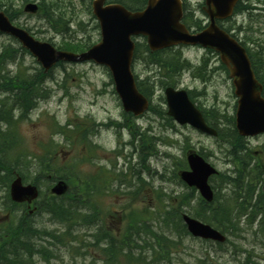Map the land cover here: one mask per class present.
Here are the masks:
<instances>
[{
    "label": "rangeland",
    "instance_id": "374dc122",
    "mask_svg": "<svg viewBox=\"0 0 264 264\" xmlns=\"http://www.w3.org/2000/svg\"><path fill=\"white\" fill-rule=\"evenodd\" d=\"M243 1V5H250L256 11H245L236 15L223 26L245 43L248 49L253 50L254 48V51H257L250 44L252 41L250 38L253 36L252 30L258 32L259 35L264 32V12L263 15L258 16V10L262 9L264 0ZM27 3L38 4L42 8L41 12L37 15L24 13L23 8ZM48 5L53 8L52 11ZM202 5L203 0H185L184 9L190 21L201 20L205 24L206 17L201 11ZM47 9L50 10L52 17L63 16L65 20H68L71 39L86 43L89 47L99 41V27L91 15L88 2L84 3L82 0H0V10L6 12L9 10L14 25L28 29L37 40L52 43L57 47L64 38L55 33L43 20ZM190 29L194 30L192 27ZM257 36V34L254 35L255 38ZM135 42L139 44L140 51L139 58L133 65L134 74L139 81L143 82L141 83L143 88L153 84L150 99L152 106L155 107V111L145 113L140 118L131 121V124L138 128L139 133L143 134V142L141 143L140 138L137 137L136 142L127 145L131 140L127 129L117 130L111 127V132L107 131V133L102 130L104 127L100 125L108 121L119 123L123 121L121 104L114 93L111 77L104 67L93 63L62 64L54 68L43 80L37 78L42 84L37 88V95L35 94L32 98L37 101L35 110L21 119H17L19 111L14 110L13 120H17L14 122L12 134L0 137V143L6 141V144L10 145L11 140L14 143L13 148L10 147L0 154L2 160L16 158L20 152L22 155L17 163L5 165L7 169L12 170V174L3 181L0 180V229L7 225H16L22 218L30 222L31 230L35 232L27 234L25 240L31 246H36L37 251L43 252L35 253L26 262L32 261L33 264H82L83 262L88 263L92 258L97 260V264H101L100 259L103 260V256L98 252L97 246L92 243L95 242L96 237L104 240L102 239L103 230L109 233L106 238L107 242L111 238L121 239V252L124 251L127 257H136L138 261L137 256L140 255L144 261L139 264H150L156 258L154 250L152 248L138 250L136 246L153 241L152 247L155 250L160 248L156 246V240L152 238V235L145 233V226L153 235L159 234L161 238L170 240L167 243L172 248L168 259L162 258L160 262L153 264H244L247 259H250L251 264H264V230L262 231L263 228H261L264 208L260 204H257V207L263 211L257 215V220L253 219L250 209L245 215L232 213L230 219L233 220L234 225L236 224V228L228 231L226 234L228 242L224 246L187 236L178 227V222L174 221L176 219L174 215L178 210L172 215L167 212L168 207L171 211L175 208L172 204L175 201L180 204L178 215L185 212L189 216H194L196 213L194 210L198 209L196 205L199 199L198 194L195 191L189 192L175 179L178 171L186 167L185 155L189 150L202 154L220 174L218 179H210V186L218 197L212 205L219 207L222 204V207L227 209V202L230 199L235 206L244 210V205L237 204V187L226 181L232 175L242 180L241 174L249 171V168L251 170L254 161L244 156L249 149L262 151L261 162L264 163V135L246 139L247 143H235L233 147L230 146L229 140L226 141V147L234 152L236 161L238 159V165L234 169V164L228 163L229 158L226 155L225 146L221 145L218 139L202 135L188 126H177L172 121L169 124L165 115V105L162 102L163 92L155 81L159 71L146 62L144 39L136 38ZM15 45L16 43H13L8 36L0 35V48L18 47ZM177 49L174 51H180L181 57L193 68L203 63H206L207 67L206 70H202L201 77L192 75L193 68L183 70L177 78L176 88L189 91L196 104L206 111L210 121L229 132L224 121L234 114L236 99L230 80L220 69L218 56L197 47H178ZM253 64L264 84V50L253 55ZM17 68H20L19 74L23 76L31 77L38 75V72L41 73L35 59L22 52L17 55L14 64L6 66V71H0V80L15 76L18 73ZM196 74H198L197 71ZM6 96L9 95L0 93V102L6 101L11 105L9 99L5 100ZM4 112L6 111L0 106V120L6 115ZM127 123L130 125L129 120ZM66 124L70 125L67 129H71L76 124V129L80 131L77 134L82 139L81 141L88 142L89 145L79 143L75 132L66 129L63 130L65 135L56 132L58 128ZM5 130L6 125L0 123V132ZM91 146L93 149L89 151ZM139 146L144 149L141 155H146L144 162L146 168L141 162ZM49 147L51 151L56 150V154L51 155L54 165L56 164L57 168L60 167L62 173L68 178L72 179V175L69 174L72 170L77 171L79 178L87 179L86 182H88L93 173L101 172L102 167L109 170L112 177L101 195H92V203L99 204L97 209L102 211L98 213L94 226H85L83 222L77 221V224L70 227L71 235L67 238L70 242L67 245L52 246L51 238H44L45 233L51 231L57 234L63 233L64 227L69 226V224L63 225L53 220L48 213L44 212L47 205L45 202L50 199L49 188L53 181L50 172H38L35 168L39 158ZM27 166L30 168L27 174L19 169ZM261 169L264 171L262 165ZM16 171H21L25 176H21L24 183H31L35 175L39 177L40 197L36 202L37 212L28 214L27 209L14 206L8 201L9 184L13 179V174L18 173ZM3 172L4 170H0V176L5 174ZM117 174H121V179H116ZM224 182L227 184L225 185ZM243 185L246 194H250L251 191L255 192L259 188V184L255 189L251 182L247 183V180H244ZM79 186L77 185V188ZM232 187L237 192L233 193L229 190ZM182 195L190 196L182 197ZM84 202L81 203L84 204ZM186 204L190 207L184 206ZM85 208L80 211L83 212ZM89 210L92 209L89 207ZM206 214L208 219L213 218L214 211L207 207ZM236 216L238 218L235 222ZM177 231L181 233V237ZM168 246L163 250H168ZM3 247H10L8 252L3 253L7 254V259L16 263L25 259L23 252H20L23 254L20 259L14 257L12 247L5 241ZM223 249L227 250L222 251ZM46 256L52 257L49 263L44 259ZM107 259L112 264H128V259L122 256L104 258V260Z\"/></svg>",
    "mask_w": 264,
    "mask_h": 264
},
{
    "label": "water",
    "instance_id": "95a60500",
    "mask_svg": "<svg viewBox=\"0 0 264 264\" xmlns=\"http://www.w3.org/2000/svg\"><path fill=\"white\" fill-rule=\"evenodd\" d=\"M238 1L205 0L203 10L209 18V24L202 31L191 33L181 24L180 0H148L145 9L139 12H130L119 4L104 7V0H94L92 11L99 21L101 40L79 54L58 51L47 42L35 40L26 30L13 26L3 12H0V33L16 39L21 48L36 59L45 74L59 62L93 61L107 67L124 111L132 112L135 116L147 110L148 102L138 92L131 71L135 48L132 36L145 37L152 52L180 44L199 45L218 52L221 63L229 71L234 95L238 98L236 129L240 136L252 137L264 133L262 87L254 77L245 50L216 24V20L226 19L233 14ZM36 10L37 6L34 4H28L24 8V11L29 13H35ZM164 94L168 116L181 125L189 123L201 132L216 135L214 130L205 125L185 91L166 88ZM187 161L190 171L181 172V180L189 187L196 188L205 201L211 202L213 194L207 182L211 176L217 174L216 170L195 153L189 154ZM66 192L67 185L64 181H59L51 189V193L56 196H62ZM37 196V188L32 185L23 186L19 177L10 185V197L16 203L30 204ZM182 219L192 236L224 242L225 238L210 226L186 215Z\"/></svg>",
    "mask_w": 264,
    "mask_h": 264
},
{
    "label": "trees",
    "instance_id": "16d2710c",
    "mask_svg": "<svg viewBox=\"0 0 264 264\" xmlns=\"http://www.w3.org/2000/svg\"><path fill=\"white\" fill-rule=\"evenodd\" d=\"M119 3H122L123 5H125L127 8L129 9H133L135 6H141L144 3V0H126V1H119ZM9 10H7L8 12ZM6 12V13H7ZM9 16V13H8ZM12 20V17H9ZM185 19V23L186 25L196 29V30H201L203 28V23L201 20H194V21H190V19H188V16L186 15L184 17ZM47 22V21H46ZM48 26L54 30L55 33H57L58 35L62 36L64 39H62L60 41V45L57 46L58 50H68V51H72V52H81L84 51L85 49L89 48V46L86 43H83L81 41H76L71 39V37L69 36V32L70 29L68 27L69 22H62V21H58V22H47ZM67 41H66V40ZM145 50H147V48L145 47ZM139 51H140V46L137 45L136 46V51H135V58L138 59L139 58ZM23 52L19 47L15 48L12 47L11 49L9 47H5V48H0V71H6V63L8 64H13L16 62V58L17 55ZM147 64H151L153 66H156L159 70H160V74L157 77L156 83L159 85V87L161 89H164L165 87H174L177 85V78L180 76L181 72L183 70H189L192 69L190 68V65L188 64V62H186L185 60L181 59V55L180 52L178 51H172V50H166L164 52L161 53H156L154 55H147V60H146ZM62 64H58L57 66H61ZM18 69V73L15 76H8L9 78H2V80H0V90L3 93H7L10 91V95L9 97L7 96L5 100H10L11 105L7 104L6 101H1L0 102V106L1 108H3L6 112H4L6 115L3 116L2 120H7V118H11V115L9 114V112L11 113V110L16 108L17 110H19V112L21 113V115H26L29 111H31L34 107H35V99L32 100V98L34 97V95H37V88L39 87L40 84V80H43L44 77H47L48 75H44L42 72L39 73L38 75H34L29 77L27 76H23L19 74V70ZM198 69H194L192 72V75H197L196 71ZM37 78H40V80L38 81ZM8 83V84H7ZM141 83L143 84V82L138 81L137 86L140 90V92L145 95L146 97L150 98L151 97V87L153 84L151 85H147L150 87L147 88H143L141 86ZM5 86V87H4ZM264 94V93H263ZM15 106V107H13ZM23 110V112H21ZM151 111H155L154 107H152L150 109ZM229 122H232V118L228 119ZM64 129V128H63ZM230 132L231 135H228L227 137H225L224 135H221V138L224 140H229L230 141V146L233 147L232 145L235 143H239L238 138L236 136V133L232 130V127H230ZM70 132H75V134L77 135V133H79V130H75V131H70ZM236 145V144H235ZM1 154V151H0ZM55 153L50 152L49 150L46 151L38 160L37 164H36V170L38 172H50L51 173V180L54 181L56 179L62 180L65 179L69 185H70V191L69 194L66 196V198L64 199H50L47 202V205L44 208V212L48 213L51 218L63 225H67L69 224V226L64 227L65 230L63 231V233H55L54 231L49 232V233H45L44 235L47 236L48 238H51V245L54 246L56 244H61V245H67L70 241L67 240L68 236L71 235V231H70V227L73 226L74 224H77V221H81L83 222V225L85 226H92L95 223V220H97V216L98 213L102 212L100 210H98L96 207L95 209H93V211L89 210V207L91 208V198L92 195H94L95 191H97V184L99 182L100 179H103L104 181L108 180V175L109 173L106 171H104L103 169H101L100 173H97L95 176H92V178L90 179V181L86 182L87 179H82L79 178L77 171H69V174L72 175V179L66 177L63 173L60 167L57 168L56 164L54 165L53 162V158L51 155H53ZM21 152L16 156V158H12L9 161L6 160H2L0 158V170H4L2 176H0V180L3 181L4 179H6V177H8L10 174H12V170L11 169H7L5 167L6 164H12V163H17L19 161V158L21 157ZM142 164L144 165V160H145V154L142 155ZM26 160V159H25ZM234 163L236 164V159L234 160ZM261 166V165H260ZM65 167V166H64ZM19 169L24 170L25 174H27L30 170V168H28V166L26 168L24 167H20ZM6 170V171H5ZM18 172V174L20 176H23L21 171H16ZM236 174V172H235ZM263 173L261 172V170H259L258 172H251L250 171H246L244 173L241 174V176L243 177L242 180H238L236 178V176L234 177H230L227 178L228 182H230L231 184H233L235 187H237V189H241L244 194H246V191L244 189V185L243 182L244 180H247V183L251 182V184L256 180V183H262L263 178H262ZM264 176V175H263ZM25 177V176H23ZM35 178L32 180L33 183L35 184H39V177L37 175L34 176ZM249 177V178H248ZM252 177V179H251ZM256 178V179H255ZM89 179V178H88ZM242 183V184H241ZM77 185H80L79 188H77ZM82 185V187H81ZM7 186V185H6ZM194 190H191L190 192H193ZM81 193H85V195H81ZM88 194V195H87ZM254 192L251 191V194H246L248 201H250L252 199V196ZM261 195H264V193H261ZM185 196H190V195H182V197ZM217 195H215V199H217ZM264 200V199H263ZM262 200V201H263ZM82 201L84 202V207H86L83 212L78 211V204L81 203ZM46 203V202H45ZM198 209L197 211L194 210L196 213L194 214L195 217H197L198 219L206 222V223H210L211 225H213L214 227H216L217 229L225 232L230 231L231 229L234 230V224L232 223L230 217L232 216V207L228 208V209H224L222 207V204L218 206H214L212 204H206L205 202H203L200 198L198 199V203H196ZM93 206V205H92ZM180 204L179 202L175 201V208H171L170 210H168V214L172 215L174 211L176 210H180ZM186 207H190L189 204L184 205ZM183 207V206H182ZM207 207H209L211 209V211H214V215L213 218L208 219L207 218ZM192 209V207L190 208ZM178 211L176 212L175 216V222H178V227H180L181 231L184 232V234H186L185 231V227L183 226L182 222H181V218L180 215H178ZM262 211H259L258 213H260ZM264 215V214H263ZM229 216V217H228ZM264 219V217H263ZM133 223H135L134 220H132ZM174 222V223H175ZM12 224V223H11ZM264 228V223L262 224V227ZM127 230V229H126ZM264 230V229H262ZM128 231V230H127ZM145 233L148 235H152V238L154 240H156V246H158L160 249L155 250L152 246H153V241H148L146 243H142V246L139 247L140 250H144L146 248H152V250H154L155 254H156V258L154 260H152L150 262V264L154 263V262H160V259L165 258L168 259L169 258V252L171 249V245H169L167 243V241H170L168 239H163L161 238V236L158 235H153L151 233V231L149 230L148 227L145 226ZM30 232L34 233L35 231L31 230V224L30 222L28 223L27 219L22 218L16 225H7L5 228L0 229V264H13L16 263L15 261H11L9 259H7L6 255H4V252H8V250L10 249V247L4 248L3 247V243L4 241L10 245L13 249V256L17 257L18 259H20V257H22V253H25V259L24 260H20L18 261L16 264L21 263V264H33L32 261H29L28 263H26L28 260H30L35 253L37 252H41V251H37L36 246L34 247L33 245L31 246L30 243L26 242L25 239H27V234H29ZM178 232V231H177ZM103 235H102V239L107 238L108 234L106 230L102 231ZM178 234L180 235L181 233L178 232ZM123 235V234H122ZM182 235H180L181 237ZM47 238V239H48ZM127 239V237H126ZM120 242L121 239H117V238H111L108 242L106 241V244H104L105 247H99L98 243H100V241L98 240V237L95 238V243L94 245L98 246L99 252L102 254V258L103 261L101 262V264H112L110 262H108L107 260H104V258H115V257H119L122 256L124 258L128 259V264H139L141 262L144 261V258L141 257L140 255H138L137 257L139 258V260L137 261V258L133 257V256H129L127 257V254L124 253V251H122L121 254V247H120ZM93 244V243H92ZM169 245V246H168ZM169 247V252L168 250L164 251L163 249L166 247ZM136 248H138L136 246ZM43 253V252H41ZM52 258L50 256H46L44 259L46 261H49V259ZM13 260H15V258H13ZM48 263V262H47ZM87 264H97V261L92 260ZM145 264H149V263H145ZM244 264H251L250 259H247L246 262Z\"/></svg>",
    "mask_w": 264,
    "mask_h": 264
},
{
    "label": "flooded vegetation",
    "instance_id": "af4514ba",
    "mask_svg": "<svg viewBox=\"0 0 264 264\" xmlns=\"http://www.w3.org/2000/svg\"><path fill=\"white\" fill-rule=\"evenodd\" d=\"M255 34H257L258 36L256 37V39L258 38L259 40H262V39H264V32L263 33H261L260 35L258 34V32H255ZM261 37H263L262 39H261ZM248 152H249V150H247ZM260 153H262L261 151H257V150H255V151H253L251 154H252V156H249L248 155V153H246V155H244L245 157L247 156V157H250V158H252L253 159V161L254 160H256L258 157H260L261 155H260Z\"/></svg>",
    "mask_w": 264,
    "mask_h": 264
},
{
    "label": "bare ground",
    "instance_id": "6f19581e",
    "mask_svg": "<svg viewBox=\"0 0 264 264\" xmlns=\"http://www.w3.org/2000/svg\"><path fill=\"white\" fill-rule=\"evenodd\" d=\"M42 88V87H41ZM42 91V90H41ZM40 92V91H39ZM7 94L8 95H10L11 93L10 92H7ZM9 97V96H8ZM36 103V102H35ZM14 109H16V108H14ZM18 112V111H17ZM16 112V113H17ZM21 112H23V110L21 111ZM149 136V135H148ZM150 137V136H149ZM10 139V138H9ZM161 140V139H160ZM154 141V140H153ZM245 143H247V142H245ZM155 145V144H154ZM247 145V144H246ZM245 146V145H244ZM222 147V146H221ZM248 147V146H247ZM247 149V148H246ZM144 150V149H143ZM238 150V149H237ZM236 150V151H237ZM243 151V150H242ZM143 153V152H142ZM237 153V152H236ZM225 154V153H224ZM236 157V156H235ZM238 157V156H237ZM247 157V156H246ZM224 158H225V156H224ZM241 158V157H240ZM227 160V159H226ZM245 160V159H244ZM242 161V160H241ZM246 161V160H245ZM229 163V162H228ZM232 164V163H231ZM233 168V167H232ZM252 168V167H251ZM248 169V168H247ZM227 171V170H226ZM231 171V170H230ZM249 171H250V168H249ZM228 172V171H227ZM227 177V176H226ZM249 178V177H248ZM251 179H252V177H251ZM251 194V193H250ZM252 203V202H251ZM241 204V203H240ZM245 206H247V205H245ZM251 211V210H250ZM247 212V211H246ZM251 213V212H250ZM46 214V213H45ZM51 215V214H50ZM251 216V215H250ZM51 217V216H50ZM237 217V216H236ZM243 218V217H242ZM247 218V217H246ZM257 220V219H256ZM33 221V220H32ZM233 221V220H232ZM245 221H247V219L245 220ZM251 221H252V219H251ZM260 221V220H259ZM94 226V225H93ZM264 229V228H263ZM259 231V230H258ZM263 231V230H262ZM264 233V232H263ZM50 239V238H49ZM42 241V240H41ZM130 245V244H129ZM126 250V249H125ZM139 250V249H138ZM128 251V250H127ZM144 252H146V251H144ZM122 253V252H121ZM128 253H129V251H128ZM136 258V257H135ZM151 258V257H150ZM152 259V258H151ZM158 263V262H157ZM153 264V263H152Z\"/></svg>",
    "mask_w": 264,
    "mask_h": 264
}]
</instances>
